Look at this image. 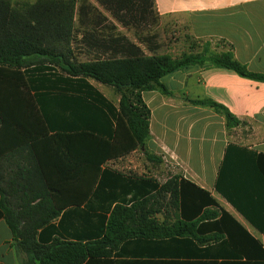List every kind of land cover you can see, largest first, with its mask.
I'll list each match as a JSON object with an SVG mask.
<instances>
[{"label":"trees","instance_id":"16d2710c","mask_svg":"<svg viewBox=\"0 0 264 264\" xmlns=\"http://www.w3.org/2000/svg\"><path fill=\"white\" fill-rule=\"evenodd\" d=\"M97 1L125 29L133 30L139 45L124 36L98 39L92 35V46L104 54L109 52V56L78 62L71 48L73 34L80 31L75 26L77 0H0V71L34 66L38 79L29 88L22 82V90L13 84H0V133L13 124L32 135L31 145L51 144L63 149L66 159L53 172L56 181L49 182L47 165L38 155L37 173L44 181L32 196L31 202L38 199L37 203H23L16 211L5 208L0 214L12 234L11 247L16 256L25 255V261L19 264H112L110 258L117 256L119 247L128 241L192 234L188 228L192 225L187 223L169 227L158 223L150 208L168 194V202L180 208L183 218L184 204H195L192 195L207 196L205 191L181 177H172L160 185L145 176L114 170L106 163L138 148L143 149L148 162L163 163L145 149L150 111L141 92L156 90L173 97L160 81L164 76L189 66L210 64L242 78L264 82V74L251 72L239 63L231 45L222 40H215L221 47L219 51L213 49V40L191 37L198 51L179 58L156 55V35L147 31L153 21L160 19L154 0ZM92 23V27H98L101 22ZM92 27L86 32H98ZM141 45L151 54H145ZM51 67H57L60 73H49ZM17 73L23 81L25 76ZM88 79L114 88L120 96L118 106ZM45 81H50L51 86H45ZM17 97H28L29 102L23 108L10 103ZM183 101L212 109L224 118L227 131L240 124L227 107L215 101ZM13 115L22 118L16 120ZM59 125L62 127H56ZM53 130L57 133L47 137ZM77 192L79 201H60L64 195L76 196ZM83 198L85 203L81 205Z\"/></svg>","mask_w":264,"mask_h":264},{"label":"crops","instance_id":"0c3cea01","mask_svg":"<svg viewBox=\"0 0 264 264\" xmlns=\"http://www.w3.org/2000/svg\"><path fill=\"white\" fill-rule=\"evenodd\" d=\"M76 6L75 26L80 31L73 34L71 48L78 62L109 56V52L104 54L92 46L89 42L92 35L98 39L124 36L136 44L119 32L118 28H125L97 0H77ZM154 9L159 18H185L195 40L225 41L239 63L251 72L264 74V0H154ZM92 21L101 23L92 27ZM91 27L98 32H86ZM34 68L2 69L0 84H13L22 90L23 82L29 88L38 80ZM14 71L25 79L21 81ZM52 71L60 73L57 67L48 70ZM160 81L173 97L156 90L141 92V99L150 111L145 149L160 157L165 166L178 169L179 178L205 191L207 196L192 195L196 203L184 204L183 218L180 208L168 203L169 199L162 203L157 214L158 223L167 227L178 222L192 225L188 227L192 234L128 241L119 247L117 256L110 258L112 264H264V82L248 80L210 64L189 66ZM88 82L118 106L120 96L114 88L91 79ZM45 86H51L50 81ZM27 93L33 95L31 91ZM183 98L210 99L222 104L240 121L238 127L252 123L253 131L244 141H233L222 116L210 108L191 105ZM20 99L14 98L10 103L23 108L29 102L28 97ZM55 133L50 131L47 137ZM31 136L13 124L0 133V214L5 208L20 210L23 203L31 202L36 195L44 181L37 173L38 155L47 165L49 182L56 181L53 172L66 160L63 149L51 144L31 145ZM139 149L106 165L124 174H127L124 168L135 172L141 167V159L134 157ZM60 182L70 181L60 179ZM79 199L77 192L76 196L64 195L60 201ZM84 203L83 198L81 205ZM13 243L12 234L0 217V264L25 261L23 253L16 256Z\"/></svg>","mask_w":264,"mask_h":264},{"label":"rangeland","instance_id":"374dc122","mask_svg":"<svg viewBox=\"0 0 264 264\" xmlns=\"http://www.w3.org/2000/svg\"><path fill=\"white\" fill-rule=\"evenodd\" d=\"M23 1V0H16ZM154 25L147 28V31L155 33L156 38L155 42L159 46L156 55L168 54L173 58H179L182 54L189 51L196 52L198 51V44L194 42L189 33L188 24L185 18H179L175 16H166L153 21ZM119 32L125 34L132 40L134 43H138L133 30L119 29ZM218 41L212 42V47L214 50L219 51L220 47L217 45ZM145 54L150 55L145 47H143ZM247 126V130L245 127ZM253 124L247 123L246 125H241L240 127L236 126L228 130V135L231 140L240 142L244 141L248 133H252ZM134 157L141 159L140 169L132 172V170L123 169L125 173L135 174L136 176H145L147 178L156 180L160 185H163L167 180L172 177H179V170L175 167L165 166L164 164H153L147 165L145 157L143 156V149H139ZM137 162V161H136ZM142 164V165H141ZM164 197V198H163ZM158 204L154 205L152 208V215L158 220L159 216L157 215L162 203L167 202L169 199L168 194H163L162 197L158 198ZM169 203V202H168Z\"/></svg>","mask_w":264,"mask_h":264}]
</instances>
